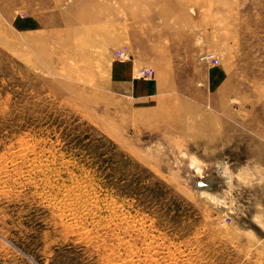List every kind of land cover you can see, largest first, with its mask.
<instances>
[{
	"label": "rangeland",
	"instance_id": "374dc122",
	"mask_svg": "<svg viewBox=\"0 0 264 264\" xmlns=\"http://www.w3.org/2000/svg\"><path fill=\"white\" fill-rule=\"evenodd\" d=\"M0 264H264V0H0Z\"/></svg>",
	"mask_w": 264,
	"mask_h": 264
},
{
	"label": "crops",
	"instance_id": "0c3cea01",
	"mask_svg": "<svg viewBox=\"0 0 264 264\" xmlns=\"http://www.w3.org/2000/svg\"><path fill=\"white\" fill-rule=\"evenodd\" d=\"M112 73L115 79L125 82L130 81L131 92L133 93V96L135 98L144 99L151 94L152 92V88L150 86L151 84L147 81L132 79L131 78L132 69L129 66L117 64L115 71H112Z\"/></svg>",
	"mask_w": 264,
	"mask_h": 264
},
{
	"label": "bare ground",
	"instance_id": "6f19581e",
	"mask_svg": "<svg viewBox=\"0 0 264 264\" xmlns=\"http://www.w3.org/2000/svg\"><path fill=\"white\" fill-rule=\"evenodd\" d=\"M118 52H124L123 57H121L122 60H126L127 58H129V53H128V48H127V47H125V48L119 50ZM203 59H204V60H210V59H214V58H213L212 55H209V56L204 57ZM216 61H217V60H216ZM142 71H147V70H142ZM148 72H150V71H148ZM142 77H143V76H142ZM193 165H194V164H193ZM196 165H197V164H196Z\"/></svg>",
	"mask_w": 264,
	"mask_h": 264
},
{
	"label": "built area",
	"instance_id": "2783aa9c",
	"mask_svg": "<svg viewBox=\"0 0 264 264\" xmlns=\"http://www.w3.org/2000/svg\"><path fill=\"white\" fill-rule=\"evenodd\" d=\"M124 52H117L116 56L118 59H122L121 57H123ZM216 61V60H215ZM140 75L143 77H149L150 76V72L148 71H141Z\"/></svg>",
	"mask_w": 264,
	"mask_h": 264
}]
</instances>
